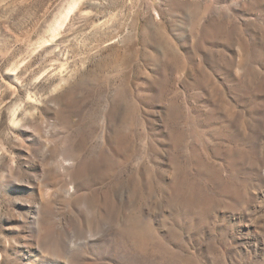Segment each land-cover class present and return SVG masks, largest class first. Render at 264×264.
Listing matches in <instances>:
<instances>
[{"label":"rangeland","instance_id":"obj_1","mask_svg":"<svg viewBox=\"0 0 264 264\" xmlns=\"http://www.w3.org/2000/svg\"><path fill=\"white\" fill-rule=\"evenodd\" d=\"M263 148L264 0H0V264H264Z\"/></svg>","mask_w":264,"mask_h":264},{"label":"bare ground","instance_id":"obj_2","mask_svg":"<svg viewBox=\"0 0 264 264\" xmlns=\"http://www.w3.org/2000/svg\"><path fill=\"white\" fill-rule=\"evenodd\" d=\"M260 156H261L260 158H261V160H262V161H261L262 163H261V166H260V167H261V168H264V163H263V162H264V160H263V159H264V148H263V150L261 151ZM65 165H69V164H68V161H65ZM129 223L132 225V222H131V221H130ZM132 226H133V225H132ZM166 244H167V243H166Z\"/></svg>","mask_w":264,"mask_h":264}]
</instances>
